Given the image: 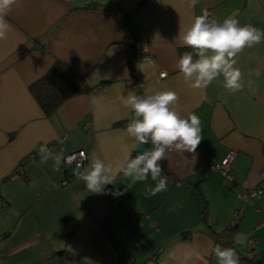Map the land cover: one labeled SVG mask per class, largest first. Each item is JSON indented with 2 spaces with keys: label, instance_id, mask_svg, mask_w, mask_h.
<instances>
[{
  "label": "crops",
  "instance_id": "obj_1",
  "mask_svg": "<svg viewBox=\"0 0 264 264\" xmlns=\"http://www.w3.org/2000/svg\"><path fill=\"white\" fill-rule=\"evenodd\" d=\"M205 10L218 22L234 17L264 30V0H196L194 6L96 0L91 7L85 0H18L12 6L7 39L0 40V264H217V244L234 248L241 264L257 260L264 250V193L244 204L236 194L254 188L264 169V42L236 58L242 91L230 93L223 77L206 89L190 88L176 67L185 48L180 35ZM133 39L144 41L147 53L130 64ZM56 60L82 77L87 91L46 116L29 86ZM135 83L145 96L175 91L180 115L195 113L202 121L196 152L171 151L161 164L166 191L148 196L145 188L156 184L150 176L132 183L118 174L104 192L91 193L74 166L62 171L61 162L57 171L52 159L40 162L45 145L64 156L85 151L88 162L93 153L113 164L135 156L136 142L116 126L134 116L122 97ZM230 152L232 181L211 170ZM113 192L122 193L120 203L108 209ZM204 205L207 224L199 218ZM234 210L235 231L222 239L216 233L225 235ZM182 230L191 235L183 239ZM58 251L71 256H52Z\"/></svg>",
  "mask_w": 264,
  "mask_h": 264
},
{
  "label": "clouds",
  "instance_id": "obj_2",
  "mask_svg": "<svg viewBox=\"0 0 264 264\" xmlns=\"http://www.w3.org/2000/svg\"><path fill=\"white\" fill-rule=\"evenodd\" d=\"M190 2L194 6L196 0ZM17 3L18 0H0V40L7 39L10 25L6 17ZM209 16L205 10L183 29L180 35L181 46L192 51L183 52L176 67L184 82L192 89H206L214 80L223 77V87L230 93L242 91L243 74L236 67V58L245 48L264 42V30L251 24L241 25L234 17L218 22L209 19ZM122 100L124 106L134 113L126 126L127 135L136 142L134 150L149 143L151 147L136 151L135 156L129 153L115 164L93 153L83 171L79 170L81 165L77 164L76 175L89 192L96 194L104 192L106 185L113 184L118 174H123L132 183L145 182L150 176L156 184L155 187L147 186L145 194L155 196L167 190V177L161 175V161L166 160L171 151L195 153L202 141V121L195 113H189L187 117L180 115L175 107L178 95L173 90L158 91L146 96H139L131 90ZM59 142L62 144L64 141ZM40 153V162L47 163L52 159L54 170L57 171L65 159L62 150L56 153L46 145L41 146ZM121 194L114 193L116 196ZM212 251L217 264H241L234 248L217 244Z\"/></svg>",
  "mask_w": 264,
  "mask_h": 264
},
{
  "label": "trees",
  "instance_id": "obj_3",
  "mask_svg": "<svg viewBox=\"0 0 264 264\" xmlns=\"http://www.w3.org/2000/svg\"><path fill=\"white\" fill-rule=\"evenodd\" d=\"M91 7V6H89ZM124 19V18H123ZM136 41L139 39H133L132 42L128 43L130 51V64H134L137 60L143 57L140 53V49L136 46ZM185 51H192L190 48H180L178 50L179 56ZM195 55V54H194ZM87 91L85 81L80 77L74 70L68 67L66 64L55 61L46 74L29 86V92L39 105L41 110L46 116L54 113L65 101L79 96ZM135 91L139 96H145L139 86L135 83ZM132 118L125 119L116 124L119 127H126ZM48 147V146H47ZM145 147H151V144L145 145ZM164 161V160H163ZM161 161V164L163 163ZM199 218L202 222L207 224L208 212L207 208L202 206L199 210ZM235 226V225H234ZM234 226H227L223 232L225 235L217 234L222 239H228V237L235 231ZM191 235L190 230L180 231V236L183 239H187ZM226 239V240H227ZM156 253V252H155ZM155 255V254H154ZM52 256H71L66 251H58L53 253ZM75 257V256H72ZM77 258V257H75ZM249 264H264V250L257 254V260H251Z\"/></svg>",
  "mask_w": 264,
  "mask_h": 264
},
{
  "label": "built area",
  "instance_id": "obj_4",
  "mask_svg": "<svg viewBox=\"0 0 264 264\" xmlns=\"http://www.w3.org/2000/svg\"><path fill=\"white\" fill-rule=\"evenodd\" d=\"M95 3H96V0H85V4L87 7L92 6ZM207 11L210 14L209 19H213L212 12L210 10H207ZM136 46L140 49V53L143 56L146 55L147 46L144 41H136ZM165 76H166L165 73H160L161 78H164ZM81 153H83L84 155L81 156L80 155ZM33 157H34L33 154L29 155V158H33ZM64 157L65 159L62 160V171H65L64 170L65 167H68V166H74L77 169V164H80L81 165L80 169H82L83 167L87 165V162H88V155L86 154L85 151L73 152V153L67 154ZM72 157H74V159H71V160L68 159ZM233 159H234V154L231 152L227 153L226 156L220 162V164L216 165L215 167H212L211 170L213 172L222 173L226 177V179L232 181V177L229 175V172H230V164L233 161ZM114 193L116 192H113L108 196V201H107L108 209H113L116 206H118L120 203L121 195L116 196L114 195ZM262 193H264V169H262L258 175L257 185L254 188L246 189V190H243L241 193L236 194V201L239 204H244V203H247L248 201L259 199L262 196ZM237 213H238L237 210H234V212L232 213V220L229 223V226L235 225V221L237 219Z\"/></svg>",
  "mask_w": 264,
  "mask_h": 264
},
{
  "label": "water",
  "instance_id": "obj_5",
  "mask_svg": "<svg viewBox=\"0 0 264 264\" xmlns=\"http://www.w3.org/2000/svg\"><path fill=\"white\" fill-rule=\"evenodd\" d=\"M144 148H146V147H145V145L141 146V147H140V148H138L136 151H143V150H144ZM136 151H135V150H133V154H134V155H136Z\"/></svg>",
  "mask_w": 264,
  "mask_h": 264
}]
</instances>
